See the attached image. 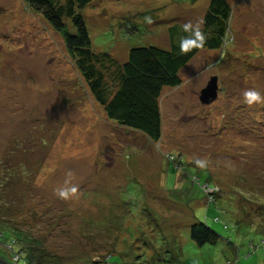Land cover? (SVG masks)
I'll list each match as a JSON object with an SVG mask.
<instances>
[{
  "label": "rangeland",
  "instance_id": "rangeland-1",
  "mask_svg": "<svg viewBox=\"0 0 264 264\" xmlns=\"http://www.w3.org/2000/svg\"><path fill=\"white\" fill-rule=\"evenodd\" d=\"M69 1L92 51L120 66L131 49L168 50L171 26L203 33L209 5L54 0ZM226 1L223 47L200 51L179 72L181 86L162 90L153 143L106 117L62 38L26 0H0V223L54 264H264V103L242 102L248 89L264 95V0ZM212 77L218 97L202 105ZM193 177L211 178L213 204ZM65 187L76 192L61 198ZM198 223L215 244L191 241Z\"/></svg>",
  "mask_w": 264,
  "mask_h": 264
},
{
  "label": "trees",
  "instance_id": "trees-1",
  "mask_svg": "<svg viewBox=\"0 0 264 264\" xmlns=\"http://www.w3.org/2000/svg\"><path fill=\"white\" fill-rule=\"evenodd\" d=\"M26 3L35 13L42 15L62 38L68 55L75 61L91 95L103 108L106 117L122 127L141 133L153 143H158L162 137L159 106L162 90L181 86L179 72L200 51H216L223 47L230 20V7L226 0H209L202 21L205 40L201 47L181 54L177 38L181 42L189 33L183 29L180 31L174 25L168 28V50L154 46L134 48L128 52L127 60L120 66L108 54L92 51L85 22L72 2L64 6H57L54 0H26ZM87 4L88 0H78L77 3L80 8ZM63 17L70 21V29ZM179 164H176L177 169L183 165L182 160ZM205 179L202 184L198 177H193L192 183L198 184L206 204L211 205L217 199L219 189L210 182V177ZM22 239L15 235L14 229L0 223V244L8 241L6 246L10 247L9 252L0 246V256L9 262L17 256L18 264H54L43 251L24 244ZM190 239L201 247L215 244L218 236L205 223H198L191 226ZM58 260L54 261L60 264ZM232 264H239V261L236 259Z\"/></svg>",
  "mask_w": 264,
  "mask_h": 264
},
{
  "label": "clouds",
  "instance_id": "clouds-1",
  "mask_svg": "<svg viewBox=\"0 0 264 264\" xmlns=\"http://www.w3.org/2000/svg\"><path fill=\"white\" fill-rule=\"evenodd\" d=\"M150 22V21H149ZM183 30L188 34V36L184 37L180 43V51L181 54H184L190 51L192 48H199L202 46L203 41L205 40L204 34L199 30L198 26H193L191 24L184 25ZM243 103L249 107L253 105H258L264 103V95H262L259 91L248 89L243 91ZM76 188H61L57 190V195L61 198H68L70 193H75Z\"/></svg>",
  "mask_w": 264,
  "mask_h": 264
},
{
  "label": "water",
  "instance_id": "water-1",
  "mask_svg": "<svg viewBox=\"0 0 264 264\" xmlns=\"http://www.w3.org/2000/svg\"><path fill=\"white\" fill-rule=\"evenodd\" d=\"M218 97V79L212 77L206 84L205 88L200 91L199 102L202 105H210ZM0 264H14L6 260L3 256H0Z\"/></svg>",
  "mask_w": 264,
  "mask_h": 264
},
{
  "label": "built area",
  "instance_id": "built-area-1",
  "mask_svg": "<svg viewBox=\"0 0 264 264\" xmlns=\"http://www.w3.org/2000/svg\"><path fill=\"white\" fill-rule=\"evenodd\" d=\"M11 260H12L11 263L18 264V257L17 256L12 257Z\"/></svg>",
  "mask_w": 264,
  "mask_h": 264
}]
</instances>
